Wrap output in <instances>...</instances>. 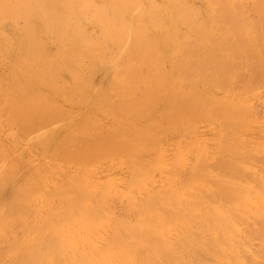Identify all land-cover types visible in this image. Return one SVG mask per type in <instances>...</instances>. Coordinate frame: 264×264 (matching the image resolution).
I'll list each match as a JSON object with an SVG mask.
<instances>
[{
    "label": "bare ground",
    "instance_id": "1",
    "mask_svg": "<svg viewBox=\"0 0 264 264\" xmlns=\"http://www.w3.org/2000/svg\"><path fill=\"white\" fill-rule=\"evenodd\" d=\"M1 67L6 121L74 173L47 192L45 170L0 140V264H264V149L242 138L264 85V0H0ZM203 123L218 135L210 169L162 158L164 133L194 144ZM125 156V190L93 181ZM121 198L126 218L103 233Z\"/></svg>",
    "mask_w": 264,
    "mask_h": 264
},
{
    "label": "rangeland",
    "instance_id": "2",
    "mask_svg": "<svg viewBox=\"0 0 264 264\" xmlns=\"http://www.w3.org/2000/svg\"><path fill=\"white\" fill-rule=\"evenodd\" d=\"M5 72H6V70L3 69V67H1L0 68V87L2 85V78L5 74ZM98 75H100V74H98ZM98 75H97V80L99 81L101 76L99 77ZM257 87H259V89L256 88V89H258V91L257 90L254 91L253 92L254 95L252 94V96H251L252 98L254 97L252 99V102L254 103L253 104L254 111L257 113V114L254 113L253 117H256L257 119L252 117L253 122L250 121L246 126L247 128L242 131V133H243L242 138L246 144H251L253 146V149L257 153H259L264 149V85L262 86V84H260ZM67 106L70 108V110L73 111V114L76 116L86 115L84 111L87 112V110H85L83 108V106H81V111H82L81 114H76V112H75L77 110L80 111V107H77L75 105L73 106L71 104H68ZM0 111L2 113L0 115V117L5 120L3 122H0V140L5 142V143L17 145L18 147L17 146L16 147L19 149L20 148L24 149L26 154H23V157L24 156L25 157L24 158L22 157L23 159L22 158L20 159L21 165H25V163L27 164V161H28L30 170H33L34 167H38V169L41 171L45 170V174L43 175V180L45 181L44 187L46 188L47 192L53 191V189H54L53 184L54 183L61 185L62 189L69 188L70 184H71L70 177L74 173L72 171V168L74 169L73 165H71L72 166V168H71V166L69 164H64V165L58 164L54 160L52 154H50V156H47L46 154H44L45 151L46 152H49V150L54 151L52 143L50 144L52 147L49 146L48 149H44L45 151L42 150V147H39V146L33 144L32 140H29V143H25L26 141H24L23 138L19 135L21 125L19 123H13V122L10 123V122L6 121V119L9 120V103L8 102L0 103ZM254 119H255V121H254ZM58 124H59V122H57V126H58ZM51 126H52V124H51ZM53 126H54V124H53ZM53 126L50 127V125H49L47 129L48 130H49V128L54 129ZM57 126H55V128ZM178 133L176 132V134L175 133L174 134L176 136H179L180 133L179 134ZM174 134L169 135L167 133H164L162 135L161 140H160L162 143L161 144L159 143V148H160L159 150H161L160 152H162V158L165 161L173 162V161L177 160L178 163L181 166H183L185 170H188L189 168H191V166H193L194 164L197 163V160L200 162V160L203 156L204 159L200 164L203 165V167H206L209 169L211 168V165L215 162L216 152H217L216 147H217V141H218V138H217L218 135H217L216 130L213 128V126H211L209 124H204V123L200 124L192 132V134L190 136L191 138L194 139V141H195L194 144H190L188 142L186 136H185L186 138L185 137H174L175 136ZM48 135H50V134H48ZM50 136L53 137V135H50ZM52 137H50V139H51V141L53 140L52 142H54L55 136L53 139H52ZM26 144H29V145H26ZM179 146H181V148H182L181 151L180 152L175 151V148L179 147ZM153 149H156V148L154 147V148H152V150H150L151 152H148L149 154L151 153L150 155L154 154ZM152 152H153V154H152ZM137 155H140V153H137ZM148 155L146 154V156H148ZM2 156H1V160L3 162L6 159L8 160L7 156H4L6 159H4V157L2 158ZM48 157H50L51 160ZM125 157L126 158L124 160H122L120 162H116L112 166L107 165L110 163L104 162V163H102L103 165H101L98 168H95V170L91 173V177H92L93 181L96 183L111 181L113 190H125L128 187V181L130 179L131 171H132L133 166H134L132 160L130 158H128L129 156H125ZM143 157L144 156H141L140 159H142ZM150 157L153 158L152 156H150ZM148 158L149 157H147V160H149ZM147 160H144V161L141 160L144 162V163L142 162V164L146 165ZM254 162L255 161H252V164ZM262 166H263V164L261 162H257V163L255 162V164L251 167V170L253 172L259 173L260 170L262 169ZM50 167H52V169H49ZM169 168L167 169L168 171L166 170L165 172L163 170H161L158 172L155 171L153 173L154 175L152 176L151 180H149L147 183L150 191L154 192V191H158V190H164V192H165V188H167L166 185H167V183L170 185V177H172L171 176L172 175V173H171L172 168H170V169ZM49 170H51V171H49ZM46 171H49V173L47 174ZM210 177H212V175ZM196 193H198V192H196ZM199 193H201V192H199ZM199 195L200 194H197V196H199ZM120 202L122 204L118 207H117V205H119L118 204L119 201L118 202L116 201L117 204L115 202L113 203L116 207H112V214L109 217L110 219L108 222H106L104 224L105 226L102 227L103 233L108 232L111 229L109 227H106L107 225H111L113 223H116L117 220H119V219L122 220L123 217L126 218L125 214L123 213L124 211H122V207L124 206L123 204L126 202V198H121ZM104 220L106 221L107 218H105ZM250 222H252V220ZM250 222H247V223H250ZM246 224H244V226H246ZM250 226H251V224H250ZM246 227L250 228L248 226V224ZM19 230L15 231V233H19V234L22 233L21 235L23 236V232L19 231ZM10 234L11 235L8 236L10 238H12V237L14 238L16 236V234L14 235V233H10ZM21 235L17 234V237L19 236L18 238H21L20 237ZM244 235H246L245 231H244ZM177 236H178L177 231H173L170 233V237L172 239H175ZM14 239H16V237ZM14 239L12 241H14ZM258 241H259L258 239H255L253 242V243H255V245L257 247L259 246L258 244H260ZM251 242H252V240H251ZM253 243H251V246L253 245ZM255 245H253L254 248L256 247ZM3 248H5V247H3ZM3 248H1V249L4 250ZM250 251L252 254H254L255 249L250 250ZM250 256H247V258H249ZM249 259H251V258H249Z\"/></svg>",
    "mask_w": 264,
    "mask_h": 264
}]
</instances>
